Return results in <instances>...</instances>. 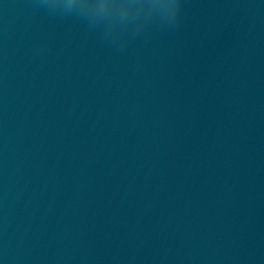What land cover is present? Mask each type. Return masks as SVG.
Masks as SVG:
<instances>
[{"label": "water", "instance_id": "water-1", "mask_svg": "<svg viewBox=\"0 0 264 264\" xmlns=\"http://www.w3.org/2000/svg\"><path fill=\"white\" fill-rule=\"evenodd\" d=\"M0 264H264V0H0Z\"/></svg>", "mask_w": 264, "mask_h": 264}]
</instances>
